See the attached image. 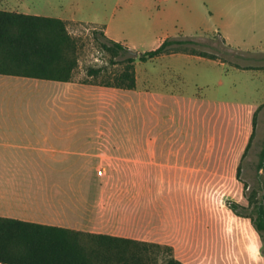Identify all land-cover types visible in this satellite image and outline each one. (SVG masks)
<instances>
[{
    "label": "rangeland",
    "instance_id": "rangeland-1",
    "mask_svg": "<svg viewBox=\"0 0 264 264\" xmlns=\"http://www.w3.org/2000/svg\"><path fill=\"white\" fill-rule=\"evenodd\" d=\"M27 2L52 17L66 10L83 21L66 22L79 40L72 82L83 86L31 79L30 95L8 96V108L30 111L33 125L64 128L86 153L62 159L48 150L49 157L33 160L31 172L63 174L51 182L56 194L80 195L85 211L89 201L90 231L169 247L181 264H264V243L252 223L229 207L250 214V193L264 205V170H256L264 103L254 107L264 96V54L233 49L215 34L193 36L192 28L180 35L178 14L157 20L163 0ZM109 21L137 56L167 35L192 40L187 47L225 63L182 53L136 61L133 90L108 87L120 66L97 46L103 26L93 23Z\"/></svg>",
    "mask_w": 264,
    "mask_h": 264
},
{
    "label": "trees",
    "instance_id": "trees-1",
    "mask_svg": "<svg viewBox=\"0 0 264 264\" xmlns=\"http://www.w3.org/2000/svg\"><path fill=\"white\" fill-rule=\"evenodd\" d=\"M99 49L110 62L120 66L108 87L133 90L136 87L135 62L145 63L173 54L194 55L210 60L221 58L199 52L192 40L166 38L156 49L136 55L120 42L99 33ZM79 40L63 20L0 10V75L37 80L72 82L78 67ZM238 69V66L231 65ZM102 70H89L96 76ZM255 122L252 121V133ZM256 170H264V141ZM264 194L262 195V201ZM250 214L230 205L238 217L248 218L264 243V205L248 197ZM252 207V210H251ZM247 209V208H243ZM252 211V218H251ZM0 264H181L169 247L131 238L76 231L61 227L0 217Z\"/></svg>",
    "mask_w": 264,
    "mask_h": 264
},
{
    "label": "crops",
    "instance_id": "crops-1",
    "mask_svg": "<svg viewBox=\"0 0 264 264\" xmlns=\"http://www.w3.org/2000/svg\"><path fill=\"white\" fill-rule=\"evenodd\" d=\"M150 1L146 0L147 3ZM163 1L165 4L158 9L157 20L159 21L166 14H178L182 18L178 32L180 35H184L182 31L192 28L195 31L193 36L201 33L215 34L233 49L264 54V0ZM168 2L170 7L166 9ZM0 10L57 18L65 22H83L67 14L66 10L52 17L51 14L43 13L46 12L45 9H35L29 5L27 0H0ZM198 20L202 22L201 25L192 24L193 21ZM86 23L92 22L86 21ZM93 24L103 26V34L108 39L120 42L133 50L125 41L113 35V25L110 21ZM167 37L169 36H162L154 48H157ZM251 71L260 73L254 68H251ZM0 77V217L103 234L90 231L87 223H84L88 221L87 216L90 213L88 212L89 201L83 200L86 203L82 204L85 206V211L80 208V195L69 194V190V193L67 190H60L63 194L57 196L56 192L59 188L56 189V185L51 182L59 180L63 174L49 175L31 172L33 160L41 159V162L42 159L49 157L48 150L54 157L59 156L62 159L83 156L86 153L80 150L81 147L75 145L76 142L70 141V136L63 135L66 134L64 128L33 125L30 111L8 108V96H25L26 92L30 95V78L7 75H0ZM64 84L83 86L74 82ZM262 103H264V96L255 102L254 107ZM55 143L61 144L62 148L51 146ZM137 145V148L145 149L148 144ZM48 146H51V149H48ZM151 148L161 147L154 144ZM102 156L103 159L108 157L106 153L100 155L101 158ZM71 178L74 179V177ZM185 223H182L183 229L186 228ZM109 235L130 238L116 233Z\"/></svg>",
    "mask_w": 264,
    "mask_h": 264
}]
</instances>
